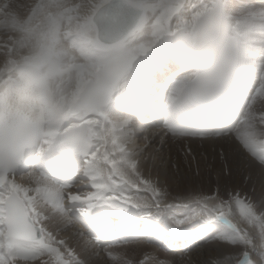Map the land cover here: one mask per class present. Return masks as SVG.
I'll list each match as a JSON object with an SVG mask.
<instances>
[{
  "label": "snow or ice",
  "instance_id": "obj_1",
  "mask_svg": "<svg viewBox=\"0 0 264 264\" xmlns=\"http://www.w3.org/2000/svg\"><path fill=\"white\" fill-rule=\"evenodd\" d=\"M192 241L264 264V0H0V264Z\"/></svg>",
  "mask_w": 264,
  "mask_h": 264
},
{
  "label": "bare ground",
  "instance_id": "obj_2",
  "mask_svg": "<svg viewBox=\"0 0 264 264\" xmlns=\"http://www.w3.org/2000/svg\"><path fill=\"white\" fill-rule=\"evenodd\" d=\"M252 2L254 1L252 0ZM258 188H259V185L257 184V189ZM256 195L257 197H259V191H257ZM181 211L183 210L181 209ZM189 245H190L189 249L182 251V252L177 251L176 249L175 251L169 250L170 246L164 247L159 244H148L145 242L129 245L127 246L126 249H135V251H139L143 249H148V250L153 249L152 251L156 250L160 252V255L162 254L165 257V260L162 261L164 262V264H205V261L209 260L210 258H214L213 249L209 246L208 242L192 241L189 243ZM126 249H121V251H124ZM148 250L145 253L151 254L152 251L149 252L150 250L149 251ZM130 251L133 252L132 250ZM131 252L129 253L133 257V254ZM135 255H136V252H135ZM142 255H144V253L141 254V256ZM137 258L139 257L137 256Z\"/></svg>",
  "mask_w": 264,
  "mask_h": 264
},
{
  "label": "rangeland",
  "instance_id": "obj_3",
  "mask_svg": "<svg viewBox=\"0 0 264 264\" xmlns=\"http://www.w3.org/2000/svg\"><path fill=\"white\" fill-rule=\"evenodd\" d=\"M130 250H132L133 252H131ZM146 250V251H145ZM147 250L148 249H143V250H139V251H135V249H126V251H127V254H128V256L129 257H131V258H137V256L139 257V258H141V257H143V255L141 256V254H145V252H147ZM150 250V249H149ZM148 250V251H149ZM153 249H151L149 252H151ZM125 251V250H124ZM136 252V255H135V252ZM144 251V252H143ZM129 252H131L132 254H133V257L131 256V254L129 253ZM139 252H140V254H139ZM153 252H154V254H153ZM148 254H150V253H148ZM150 255H153V256H155L158 260H160V261H163V260H165V257L161 254L160 255V252H158V251H152L151 252V254ZM166 260H167V258H166Z\"/></svg>",
  "mask_w": 264,
  "mask_h": 264
}]
</instances>
